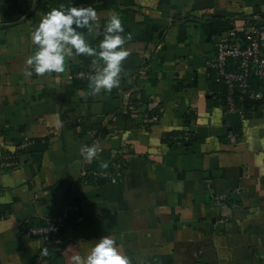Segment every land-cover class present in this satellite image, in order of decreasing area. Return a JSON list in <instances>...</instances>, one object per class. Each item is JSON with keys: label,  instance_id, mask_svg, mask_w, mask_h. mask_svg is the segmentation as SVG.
Segmentation results:
<instances>
[{"label": "crops", "instance_id": "1", "mask_svg": "<svg viewBox=\"0 0 264 264\" xmlns=\"http://www.w3.org/2000/svg\"><path fill=\"white\" fill-rule=\"evenodd\" d=\"M38 3L0 0V159L19 161L0 168V264H76L103 236L129 264H264V78L252 76L263 97L230 123L207 64L233 27L264 36V0ZM61 5L95 8L98 24L84 31L97 48V29L121 18L130 55L118 87L92 94L90 81L67 80L98 55L73 52L62 73L25 75L31 31ZM147 108L156 123L142 121ZM24 138L32 143L18 150ZM85 144L99 146L91 161ZM65 205L64 244L26 235Z\"/></svg>", "mask_w": 264, "mask_h": 264}, {"label": "clouds", "instance_id": "2", "mask_svg": "<svg viewBox=\"0 0 264 264\" xmlns=\"http://www.w3.org/2000/svg\"><path fill=\"white\" fill-rule=\"evenodd\" d=\"M98 21L97 11L91 5H61L45 13L30 33L36 51L25 61L29 66L25 75L31 76L33 71L38 76L62 73L65 71L66 58L73 52L76 55H98L103 66L90 75L92 94H99L102 90L110 92L118 87L122 62L130 55L129 50L122 47L125 43V37L121 35L124 27L121 18L112 14L106 21L104 37L97 48L87 42L84 30L91 32ZM79 151L86 161H91L97 155L99 146L85 144ZM73 259L76 264H129L128 258L121 254L116 241L110 236L96 240L86 256L77 255Z\"/></svg>", "mask_w": 264, "mask_h": 264}, {"label": "built area", "instance_id": "3", "mask_svg": "<svg viewBox=\"0 0 264 264\" xmlns=\"http://www.w3.org/2000/svg\"><path fill=\"white\" fill-rule=\"evenodd\" d=\"M123 36V34L121 33ZM97 36L104 37V28L97 29ZM215 70V80L224 84L226 88V103L229 112H237L241 118L245 115L244 108L239 106L246 99H260L261 91L254 90L251 79L253 75L264 78V36L258 25H253L247 30L231 28L216 43V56L207 62ZM103 66L100 58L94 57L87 63L86 68L71 71L67 75L69 82L75 80L90 81V75L95 74ZM121 78V73L120 77ZM133 116L138 112L129 105ZM159 115L149 108L144 110L142 121L148 125L158 121ZM227 135L233 142L239 140L238 134L229 130ZM191 134L185 132L179 140H189ZM32 142L28 138L19 140L18 150L29 146ZM19 161L15 156L0 159V168L15 167ZM84 176L86 173L83 174ZM72 206L65 205L59 214L48 215L43 218V223L32 225L26 229L28 237L42 238L50 246H59L65 243V235L70 232L66 219Z\"/></svg>", "mask_w": 264, "mask_h": 264}, {"label": "trees", "instance_id": "4", "mask_svg": "<svg viewBox=\"0 0 264 264\" xmlns=\"http://www.w3.org/2000/svg\"><path fill=\"white\" fill-rule=\"evenodd\" d=\"M40 2H41V0H39V3L38 4H40L39 6H42V4ZM44 10H46V7L44 8ZM102 39H103V37H100V40H102ZM88 62H86L85 66L82 67V68H80V69L86 68ZM80 69H77V70H80ZM74 82L76 84L77 83L78 84H81L83 81L82 80H75ZM257 88L264 91V81L263 80H260L259 85L257 86ZM258 100L257 99H250V98H248L243 103H239V106H242L243 105L242 107L244 108V112L246 113L251 106H253L256 102H258Z\"/></svg>", "mask_w": 264, "mask_h": 264}, {"label": "water", "instance_id": "5", "mask_svg": "<svg viewBox=\"0 0 264 264\" xmlns=\"http://www.w3.org/2000/svg\"><path fill=\"white\" fill-rule=\"evenodd\" d=\"M226 119L230 122V123H239L241 120L240 115L237 112H229L226 116Z\"/></svg>", "mask_w": 264, "mask_h": 264}]
</instances>
